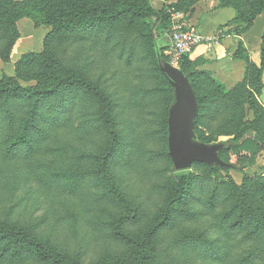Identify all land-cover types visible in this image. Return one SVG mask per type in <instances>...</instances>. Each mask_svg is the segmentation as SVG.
Listing matches in <instances>:
<instances>
[{"label": "rangeland", "instance_id": "374dc122", "mask_svg": "<svg viewBox=\"0 0 264 264\" xmlns=\"http://www.w3.org/2000/svg\"><path fill=\"white\" fill-rule=\"evenodd\" d=\"M112 1L117 7L124 3ZM191 1L183 0L169 8L171 20L161 28L130 11L103 23H79L49 40V26L36 27L27 18L15 22L19 36L9 57L0 58V82L15 81L26 87L36 84L34 76L39 71L76 72L89 79L96 91L71 89L69 96L79 105L69 102L60 115L62 121H57L64 125L50 135V145L39 149L31 159L22 154L12 163L0 164V223L42 215L45 219L39 229L48 237L47 245L64 250L67 260L75 259L77 264H135L138 242L153 225L155 232L147 239L151 264H228L223 260L227 251L232 259L243 255V248L264 240V86L258 87L264 84V69L259 81L251 70V75L227 89L219 80L198 73L195 63L185 61L184 66L174 67L182 76L194 75L190 86L200 109L198 119H194L192 141L222 145L217 153L227 169L218 164L193 163L177 170L169 156L167 119L174 87L166 69L167 31L177 20L188 23L187 16L195 4L200 3L204 9L227 4L243 11L256 0ZM104 4L110 1L99 2ZM249 19L240 26L248 27ZM45 45L47 56L41 61L21 59L23 54L40 53ZM250 91L253 96H249ZM98 92L112 103L119 138L117 155L105 171L99 161L84 167V161L74 157L78 148L100 154L109 145L107 125L101 119L106 104L97 97ZM74 106L88 120L81 130L74 129ZM242 128L245 131L237 136ZM254 134L260 136L263 148L252 164H248L247 152L233 154L223 147L225 142L232 145ZM79 168L91 171L80 178L76 190L47 184L49 173ZM182 175L189 177L188 188L172 204L165 219V203L174 195ZM117 188L126 199L118 195ZM215 188L216 205L208 210L205 196ZM9 207L13 208L10 219ZM230 209L234 213L224 223L221 215ZM236 215L242 218V226L230 228ZM117 223L127 233L126 238L114 233ZM248 231H253L251 240L244 237ZM210 242L217 244L218 251L210 247ZM12 246L21 259L0 264H50L24 254L29 249L27 244L14 242Z\"/></svg>", "mask_w": 264, "mask_h": 264}, {"label": "trees", "instance_id": "16d2710c", "mask_svg": "<svg viewBox=\"0 0 264 264\" xmlns=\"http://www.w3.org/2000/svg\"><path fill=\"white\" fill-rule=\"evenodd\" d=\"M102 1L103 0H0V58L7 59L9 57L15 41L19 36L15 22L22 18L29 19L36 27L49 26L51 28L49 40H54V38L60 36L65 29H69L79 23L87 21H98L103 23L120 17L124 15V13L130 11L138 18H148L150 21L148 23L149 25L161 28L163 27V23H169L171 20L168 9L177 6L183 0L165 3L159 8L154 7L151 0H123L124 3L120 7H117L112 0H109L110 4L107 6H105V4L101 6L99 2ZM195 1L197 0H193V2ZM228 6L229 5L225 4L219 7ZM231 7L235 12V23L241 24L245 18H250L249 22L252 23L255 16L264 10V0H256L250 8L243 11H240L236 6ZM122 8L123 10H121ZM75 13H77L78 16H75ZM88 27L90 28V25H88ZM248 27L245 28L242 26L241 30H245ZM169 31L170 29L167 33ZM238 52L239 50H237L234 55ZM57 55L58 54L55 56ZM43 56H47L46 45L40 53L31 52L23 54L21 59L38 58L40 60ZM261 57L264 59V32L262 35ZM166 59L168 61L167 57ZM185 61L190 64L188 62V56H185L180 64L184 66L183 62ZM166 69L168 79L172 83L171 85L173 87L178 85L180 72L168 66H166ZM251 70L255 71L256 76L254 78L259 81L258 77L263 67H252L249 71L250 75ZM197 72L203 74L200 71ZM184 74L189 78L190 85L193 86L192 79H194V75L192 76L189 73ZM34 79L36 80V84L26 87L21 86L15 81L0 82V132L4 135L0 137V164L15 161L21 157L22 154L25 155L26 158L31 159L36 156L39 149L43 150V148L50 145L47 144L50 140V135L54 133L56 127L64 125L58 123L62 121V116L60 115L67 110L69 102H77V100L74 101L73 98L69 96L71 89L76 90L80 87H86V89L96 91L94 84L89 79L80 77L76 72L75 74H64L63 72L54 74L47 71H39L36 76H34ZM262 86H264V84L259 83L258 87L261 88ZM171 89L173 91L172 87ZM253 93L254 92L250 91L249 96H253ZM97 97L106 104V110L102 112L101 119L107 125L110 141L109 145L102 150L100 154H98V152H82L83 149L81 150L78 148L76 150L78 153L75 154L74 157L77 160H83L84 167L86 163L99 161L103 165V171H105L112 157L117 155L119 138L111 112L113 109L112 103L102 93L98 92ZM252 104L256 108L258 107L256 101H253ZM77 105H79V102H77ZM199 109L200 106L197 108V112ZM72 110H75L73 113L75 114L76 121L74 129L81 130V128L87 127L88 120L85 118L83 112L81 110L78 111L76 106L72 107ZM214 111L215 109H213V112ZM198 117L199 115L196 114L195 119L197 120ZM252 123L254 122L252 121L251 124ZM245 129L242 128L237 133V136L242 135ZM6 130H9L8 134H4ZM237 136H234L233 139H236ZM228 144L229 142H225L223 147L224 149H229L233 154L247 152L249 154L248 164L254 162L255 154L263 148L258 134L247 137L239 143L229 144V146ZM75 164H78V162L76 161ZM232 168L240 169L238 167ZM222 169L226 170L227 167L223 166ZM90 171L89 168L87 170L79 168L77 171H75V169H63L58 173H49L47 176V184L54 185L57 183L58 185L68 188L70 191H74L78 187L80 178L87 175ZM96 174L97 172L94 176L98 179L99 177H97ZM188 184V176L182 175L178 178L174 187V195L166 201L164 206L165 219H168V213L172 204L182 197L183 193L188 188ZM116 191L122 199H126L124 192L120 188H117ZM216 194V188L206 194L205 202L208 210H211L216 205ZM16 205L17 204H15L14 207H16ZM12 209L11 207L8 208L7 217L9 219L12 218L11 215H9L12 213ZM225 212L226 214L221 215V219L224 223H227L229 215L234 213V211L230 209ZM71 215L74 214L71 213ZM43 219L45 218L42 215L32 216V214H30L29 219H25L26 221L17 218V220L0 223V263L9 261L17 262L21 259L22 256L18 257L19 251L12 246L14 242H18L28 245L29 249L26 250L24 254L35 255L38 260H46V262L50 264H77L75 259L71 261L67 260L66 256L63 254L64 250L62 251L56 246L50 247L47 245L49 239L42 233L43 230L39 229ZM234 226L238 228L242 226V218L238 215L234 217V221L231 222L230 228ZM154 232L155 229L153 225L138 242V253L136 254L135 264H151V257L148 255L147 239L150 238ZM252 232L253 231H248L244 235L245 239L251 240L253 236ZM114 233L121 236L123 239L127 237V233L118 223L116 224ZM262 237H264V235ZM263 241L264 240L256 241L254 242V246L243 248L245 251L243 255L232 259L228 258L229 251H227L223 258L224 262H228V264H264ZM208 244H210L213 250L218 251L219 247L217 244L212 242Z\"/></svg>", "mask_w": 264, "mask_h": 264}, {"label": "crops", "instance_id": "0c3cea01", "mask_svg": "<svg viewBox=\"0 0 264 264\" xmlns=\"http://www.w3.org/2000/svg\"><path fill=\"white\" fill-rule=\"evenodd\" d=\"M175 1L177 0H151V3L159 8ZM234 17L235 12L230 7L204 9L198 3L193 6L186 19L204 37L188 55V62L195 63L196 71L219 80L227 89L249 75L252 67L262 66L264 69V59L261 57L264 10L255 16L245 30H241L240 24L234 22ZM17 47L18 45L15 50ZM237 50L239 52L234 55ZM261 91L264 94V88Z\"/></svg>", "mask_w": 264, "mask_h": 264}, {"label": "water", "instance_id": "95a60500", "mask_svg": "<svg viewBox=\"0 0 264 264\" xmlns=\"http://www.w3.org/2000/svg\"><path fill=\"white\" fill-rule=\"evenodd\" d=\"M197 108V100L189 80L180 73L179 83L174 86V102L167 119L168 151L177 170L189 168L194 162L223 166L217 153L222 145H198L192 141V127Z\"/></svg>", "mask_w": 264, "mask_h": 264}, {"label": "built area", "instance_id": "2783aa9c", "mask_svg": "<svg viewBox=\"0 0 264 264\" xmlns=\"http://www.w3.org/2000/svg\"><path fill=\"white\" fill-rule=\"evenodd\" d=\"M166 39L168 63L172 67H178L181 60L188 56L204 37L194 25L185 20H177L166 34Z\"/></svg>", "mask_w": 264, "mask_h": 264}]
</instances>
